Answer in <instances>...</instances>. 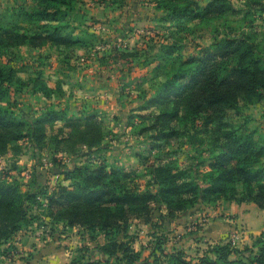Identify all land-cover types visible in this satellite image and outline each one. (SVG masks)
Segmentation results:
<instances>
[{"label": "trees", "instance_id": "trees-1", "mask_svg": "<svg viewBox=\"0 0 264 264\" xmlns=\"http://www.w3.org/2000/svg\"><path fill=\"white\" fill-rule=\"evenodd\" d=\"M80 1L27 0L28 9L20 8L0 22V51L20 46H82L83 39L68 26L71 12ZM97 1L123 4V0ZM246 6L245 19L255 6L263 11L264 1L248 0ZM187 7L183 8L185 12ZM228 10L229 0H200L192 1L190 14L196 18L222 15ZM172 12L175 17L185 15L174 8ZM39 23L38 27L31 25ZM248 27L196 54L177 56V73L159 83L141 106L156 111L144 130H154L157 149L172 145L180 126L190 119L211 134L207 181L189 174L168 156L146 166L149 179L143 186L136 183L133 171L102 161L60 167L57 155H77L84 148L91 150L101 144L104 135L96 122L98 114L94 110L88 115H66L64 109L49 104L35 117L22 119L2 105L10 86L21 80L15 69L0 66V155L10 145L28 138L35 153L40 155L46 149L56 164L50 169L34 168L31 191L22 192L14 183L0 180V260L16 251L14 238L19 233L42 229L46 234V223L40 222L47 218L49 234L56 230L54 226H78L90 240L99 235L105 238L101 245L76 248L67 264H264V229L249 246L239 249L229 241L216 242L196 260L188 259L183 249L168 251L164 233L180 213L198 203L252 202L264 208V140L255 137L256 131L248 127L246 119H238L247 105L264 100V47L251 25ZM169 53L172 51H166ZM27 86L44 98L54 93L45 85L41 72ZM57 122L60 125L56 127ZM48 171L62 175L52 187L44 179ZM65 180L69 183L64 184ZM38 209L42 213H36ZM155 211L160 223L153 220ZM135 220L160 229L151 234L144 257L142 249L133 248L136 235L130 228ZM93 251L104 259H94Z\"/></svg>", "mask_w": 264, "mask_h": 264}, {"label": "rangeland", "instance_id": "rangeland-1", "mask_svg": "<svg viewBox=\"0 0 264 264\" xmlns=\"http://www.w3.org/2000/svg\"><path fill=\"white\" fill-rule=\"evenodd\" d=\"M192 1L200 0H123V6L81 0L71 12L72 20L68 26L75 36L83 39L82 46H46L37 50L20 46L0 51V66L15 69L21 80L10 86L9 95L2 105L13 109L22 119L35 117L49 104L64 109L66 115H88L96 111L99 116L96 122L104 135L101 144L91 150L84 148L77 155H57L60 167L95 165L102 161L133 171L136 183L143 186L149 179L146 166L168 156L189 174L207 181L206 164L211 159L213 148L211 134L204 133L201 123L190 119L180 126V134L172 145L157 149L152 138L154 130H144L151 124L156 111L142 109L141 106L153 96L159 83L177 73L179 55L196 54L217 40L247 31L250 25L264 47V10L260 11V7L255 6L245 19L248 0H229L231 10L222 15L192 18ZM26 2L0 0V22L8 20L11 13L20 8L28 9ZM185 5H188L186 12L183 10ZM173 8L176 13L185 15L175 17ZM40 24L31 25L38 27ZM166 51L172 53L166 54ZM38 72L42 73L47 88L54 92L49 98L27 86ZM238 119H246L248 127L256 131L255 137L264 140V100L247 105ZM55 125L57 127L60 123ZM45 150L40 155L35 153L28 138L10 145L0 155V180L14 183L22 192L33 190L34 168L56 167L51 160L53 155ZM53 173L48 171L44 175L50 187L62 179V175ZM62 182L69 183L68 180ZM207 207H210L209 211L200 220L219 218L218 225L224 231L219 234L218 241L235 235L238 248L242 249L251 245L254 237L264 229V208L260 209L253 203H244V208L233 210L230 204L223 202L213 205L198 203L193 209L202 215ZM36 213L42 212L38 209ZM209 213L214 214L210 217ZM157 215L158 211H155L153 218L156 219ZM41 219L40 223H46L45 233L49 234L51 226L48 219ZM194 223L192 220L187 225L182 222L181 229L184 230L178 233H183L181 235L187 239V234H191L188 227ZM231 224H234L232 230ZM55 229L57 226L53 231ZM137 229V226L131 227L130 233L136 235L139 233ZM139 235L144 236L145 233ZM198 253L186 252L190 260ZM13 255H16L15 251L10 258Z\"/></svg>", "mask_w": 264, "mask_h": 264}, {"label": "crops", "instance_id": "crops-1", "mask_svg": "<svg viewBox=\"0 0 264 264\" xmlns=\"http://www.w3.org/2000/svg\"><path fill=\"white\" fill-rule=\"evenodd\" d=\"M49 46L51 45H47V47ZM29 49L37 50L40 48ZM92 102L93 106L96 107V105L94 104V99L92 100ZM223 203H227V205L230 204V209L233 210L239 207L244 208V203L252 202ZM234 203L236 206L234 205ZM209 208L210 207H207L205 211H202V215H200V213L196 209L184 211L180 213L177 218L171 221L168 229L164 232L167 237L166 249L168 251H171L174 248L183 249L185 253H192L193 251H198L199 253L197 255L200 256L202 255L201 253L203 248H205L209 244H213L219 241H229L231 245L237 244L236 246H238V242H236L235 240L234 242L232 241V236L230 237V239L226 238L224 240H217V238L220 236L219 234L224 231V228H220V226L218 225L219 218L216 217L214 220H212V218H203V220H200L201 216H204L205 212L209 211ZM213 214L214 213H209L210 217H212ZM157 219V217L156 219L153 218L154 221L160 223V221H158ZM191 220L195 223L193 225L191 224V226L188 227V230H191V234H187V239H185L184 236L181 235L183 233L178 232H182L181 230H184V228L181 229L182 222H186L187 225L191 222ZM136 226L139 228L137 229L139 233H136V239L133 243V248L135 250H141L143 248L142 257H144L148 253H146L145 250H149L147 249V246L150 244L151 234L155 231H160V229L151 226L149 223H144L142 220L133 221V225H131V227L135 228ZM144 228L146 229L143 230ZM233 228L234 224L232 225L231 230ZM142 232L145 233L144 236L139 235ZM147 232H149V235L146 234ZM173 237L176 239H173ZM14 240V245L16 246V255H13V257L11 258L3 257L0 260V264H67L69 263L72 256L75 254L74 251L76 248L82 245H88L92 248L96 245H101L105 242V238L103 235H99L96 239L90 240L87 233L81 227L73 226L70 228H64L61 225H59L58 229H56L54 232H52V234L49 235L42 234V232L39 230H30L23 233H19L14 238ZM91 253L93 254L92 257L94 259H104L103 256L97 251H93ZM187 257L188 259H190L188 255ZM196 259L197 258L194 257L193 260Z\"/></svg>", "mask_w": 264, "mask_h": 264}, {"label": "built area", "instance_id": "built-area-1", "mask_svg": "<svg viewBox=\"0 0 264 264\" xmlns=\"http://www.w3.org/2000/svg\"><path fill=\"white\" fill-rule=\"evenodd\" d=\"M237 236L233 235L232 236V241L234 242V240H236Z\"/></svg>", "mask_w": 264, "mask_h": 264}, {"label": "clouds", "instance_id": "clouds-1", "mask_svg": "<svg viewBox=\"0 0 264 264\" xmlns=\"http://www.w3.org/2000/svg\"><path fill=\"white\" fill-rule=\"evenodd\" d=\"M161 79H163V78H161Z\"/></svg>", "mask_w": 264, "mask_h": 264}]
</instances>
